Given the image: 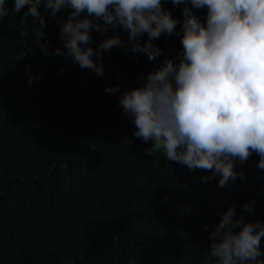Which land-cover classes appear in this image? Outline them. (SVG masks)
Instances as JSON below:
<instances>
[{
	"label": "trees",
	"instance_id": "1",
	"mask_svg": "<svg viewBox=\"0 0 264 264\" xmlns=\"http://www.w3.org/2000/svg\"><path fill=\"white\" fill-rule=\"evenodd\" d=\"M184 6L162 2L178 23L153 41L161 56L113 47L103 53L102 77L54 54L71 9L52 17L41 4L47 56L33 18L21 21L28 5L0 21V264H205L210 232L229 206L239 216L254 199L245 219L264 222L257 154L236 161L237 179L217 188L218 176L201 179L210 172L190 171L162 151L146 154L151 142L134 135L118 104L182 50ZM192 12L202 21L207 15L206 8ZM91 35L93 49L113 35L128 39L120 28Z\"/></svg>",
	"mask_w": 264,
	"mask_h": 264
},
{
	"label": "clouds",
	"instance_id": "2",
	"mask_svg": "<svg viewBox=\"0 0 264 264\" xmlns=\"http://www.w3.org/2000/svg\"><path fill=\"white\" fill-rule=\"evenodd\" d=\"M162 2L167 0H14L9 9L7 0H0V21L28 5L21 21L33 18L38 46L47 56L49 42L41 43L47 24L41 4L52 17L71 9L60 28L63 48L57 47L54 54L102 77L103 53L113 47L144 53L149 60L162 55L153 41L174 34L178 23ZM171 3L185 5L182 50L142 77L141 86L124 91L118 104L134 122V135L151 142L146 154L162 151L167 160L190 171L210 172L202 181L218 176L217 188L222 189L237 179L234 163L244 164L253 153L259 156L257 167L264 170V0ZM204 8L202 21L192 9ZM118 28L127 31V40L113 35L93 49V30L105 35ZM26 34L21 32L22 37ZM145 34L148 39L141 43ZM116 91L118 85L106 87L108 93ZM254 210L253 199L239 216L235 206L221 214L209 235L205 264H264V222L246 221L244 215Z\"/></svg>",
	"mask_w": 264,
	"mask_h": 264
}]
</instances>
